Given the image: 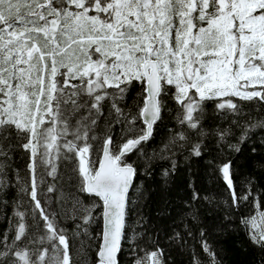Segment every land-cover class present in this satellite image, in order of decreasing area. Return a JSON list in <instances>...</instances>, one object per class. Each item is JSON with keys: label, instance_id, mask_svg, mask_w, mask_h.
<instances>
[{"label": "snow or ice", "instance_id": "snow-or-ice-1", "mask_svg": "<svg viewBox=\"0 0 264 264\" xmlns=\"http://www.w3.org/2000/svg\"><path fill=\"white\" fill-rule=\"evenodd\" d=\"M137 85L133 110L125 101ZM232 97L264 104V0H0V191L9 184L12 150L22 148L29 161L28 178L16 174L21 199L13 234H0V264H88L84 242L74 256L70 241L92 239L89 229L100 219L95 264H120L125 244L135 257L131 264H166L156 240L149 238L153 250L142 248L143 233L128 223L136 203L131 193L139 188L138 168L127 157L144 155L141 145L171 100L187 131L161 150L171 153L159 155L171 160L162 173L168 177L176 150L204 154L206 102H215L222 119L223 110L243 115ZM115 125L122 126L119 141ZM231 125L240 129L238 143L229 142L231 126L213 131L220 151L239 152L250 132L264 128V118ZM214 168L231 200L225 204L238 210L252 197L251 180L240 193L230 160ZM62 183L90 202L66 193ZM252 206L240 223L264 252V204L256 197ZM189 215L192 224L182 226L192 236L200 217L196 209ZM67 220L74 222L71 234ZM199 235L208 264H219L202 228ZM170 239H181L180 232ZM193 264L202 261L194 256Z\"/></svg>", "mask_w": 264, "mask_h": 264}, {"label": "trees", "instance_id": "trees-1", "mask_svg": "<svg viewBox=\"0 0 264 264\" xmlns=\"http://www.w3.org/2000/svg\"><path fill=\"white\" fill-rule=\"evenodd\" d=\"M136 93V90L133 91ZM132 95L130 94L127 99ZM137 98L134 97L132 101ZM251 110L252 119L258 120L264 118V104L258 101L248 105ZM133 110L134 105H133ZM226 118L222 119L221 115L217 114L215 102H206L205 114L201 121L202 126L208 131V137L204 139L206 150L201 157L191 155L190 150H176V155L173 157L176 161L175 171H170L168 177L162 175V169L171 168V160L160 159L159 155H170L171 153H162L164 145L176 132L181 130L187 131L172 120L171 109L166 106L164 123L157 121L154 125L152 138L146 143L143 148L145 155L151 159V172L146 188L144 180L143 189L138 196L143 198L140 207V221L144 223L142 230L146 233L145 247L150 251L156 247V244L149 242V238L155 239L159 247L164 250L166 264H190L191 249L198 246V240L201 239L199 231L202 228L205 232V238L217 255L219 264H262L264 261V252L256 248L248 239L245 228L241 225L240 219L242 216L252 214L253 206L252 199L258 197L264 204V128H256L250 132L248 139L239 144L240 151L236 152L227 147L220 151L216 147L217 138L213 135V131L217 128H227L231 126L235 135L229 138L230 143H238L240 129L235 125H231L233 119L241 121L239 116L233 117L223 110ZM243 124L242 122H240ZM115 126L112 129L114 130ZM170 130V131H167ZM114 133V132H113ZM167 136V134H169ZM166 138V139H165ZM165 142H164V141ZM162 141L164 144H162ZM158 143H161V149ZM259 143V144H258ZM152 146V147H151ZM150 147V148H149ZM147 148L152 150H148ZM157 154L153 156V154ZM180 153L183 154L180 157ZM184 160L187 161V166L183 165ZM209 160L213 164L208 163ZM230 160L234 173V183L236 190L240 193H245L248 190V182L251 180L252 197L248 202L240 205L239 209H231L225 204L231 203L228 196L226 186L219 178L218 171L215 170L216 163H222ZM63 172V168L61 169ZM50 179V178H48ZM75 183V181H73ZM62 186L66 193L72 191L70 185L63 184ZM193 191L199 194L198 200H192ZM75 189V188H74ZM74 193V192H71ZM85 203L90 202V198L86 193H76ZM53 200L57 194H49ZM45 199L47 197H44ZM207 198V199H206ZM70 206V205H69ZM57 204H52V210L57 209ZM151 208V211H150ZM196 209L200 217L198 225H192L193 235L186 234L182 223L186 220L192 224L189 213ZM99 214L100 209L96 210ZM151 212H157L158 216L151 215ZM230 213V215H229ZM162 215V216H160ZM131 218L128 217V222ZM71 234L74 228V222L67 220L64 222ZM98 229L100 231V220H98ZM96 228L90 227L89 232L96 234ZM175 232H180L181 239L168 240ZM95 243L88 245L90 241L87 237H80L70 243L79 244L81 240L84 242V248L87 251V256L91 264L95 263V254L98 248L99 237L92 238ZM97 239V240H96ZM178 242V243H177ZM128 245L125 244L122 253L119 255L120 264H131ZM182 249V250H179Z\"/></svg>", "mask_w": 264, "mask_h": 264}, {"label": "rangeland", "instance_id": "rangeland-1", "mask_svg": "<svg viewBox=\"0 0 264 264\" xmlns=\"http://www.w3.org/2000/svg\"><path fill=\"white\" fill-rule=\"evenodd\" d=\"M135 90H136V93H133V91H135ZM138 91H139L138 85L134 89H131L129 91L128 96L130 94L132 96L129 99L126 98V101H125V103L129 107H133L134 101H132V99L134 97L137 98L136 94ZM230 99H232L233 101L240 104V107H241V110L243 113V115L239 116L241 119L240 122L244 123L245 121L249 120V117L252 118L251 110L248 109V105L251 104L252 101H240L239 98H236V97H232ZM166 106H168L171 109L172 120L176 121V119H175V116H176V105H175V103L173 101L169 100ZM165 115L166 114L164 111L162 113L163 119H164ZM161 122L164 123V120ZM121 128H122L121 125H115V128L113 130L114 134L116 135L117 141H119V137L121 134ZM167 131H170V130L167 129ZM168 135H170V133L167 134V136ZM168 139H170V138H168ZM163 141H162V144H164ZM146 143H142V145H141L142 149L147 146ZM158 144L160 145L158 148L161 149L162 144L161 143H158ZM149 148H147L149 151L152 150V148L151 149H149ZM157 155H158V153H157ZM182 156H183V154L180 153V157H182ZM127 160L129 163H134V165L138 168V175L135 178V185L139 188L138 193L134 192V191L131 193L133 198L135 199L136 203H135V205L132 206V210H131L130 215H129V217L131 218V221H129L128 223L131 227L136 228V232L143 233V235L138 237L137 243H139V245L142 248H146L145 243H144L145 238H146V233L144 230H142L144 223L141 222V224L138 226L136 224V222L138 220L140 221L139 211H140L141 204L143 202V198L140 196V198L138 200V196L140 193H142L141 191L143 189L148 188L147 184L151 180V177L149 178V174L151 172L150 164L152 163V161L150 158H148L145 155V153L143 156H138L136 152H133L132 154H130L127 157ZM28 162H29L28 161V153H26L22 148L17 147V148H14L12 150L11 159L8 160V164L10 165V167H8L6 169L7 174H8L7 179H8L9 184H8V187L3 189V191H0V234H3V233H8L9 235L13 234L12 223H14V220H15V218L13 216V211H14V208H15L17 201L21 199V195L19 192V185L17 184V180H16V174L19 173V176L21 178L27 179L28 178V168H27ZM183 165L187 166L186 160H184ZM146 167H147V171H145ZM162 170L164 171V169H162ZM144 180L146 182V188L143 186V184L145 183ZM190 189L193 193L192 186H190ZM71 192L75 193L74 187L72 188ZM22 199L25 202H27L29 198L27 196H23ZM3 202H6V203H3ZM25 206H27V204H25ZM150 211H151V208H150ZM96 214L98 215L97 211H96ZM151 215L158 216V213L157 212H151ZM160 216H162V215H160ZM98 225H99L98 221L91 225L92 227H94V229L96 228V231H95L96 234L94 232H93V235L91 234V236L93 238L95 235H96V238L100 236V231H99V233L97 232ZM131 234L132 233L129 230V235H131ZM168 240H170V238H168ZM91 241H92V243H95L93 239H90V241H87L86 244L90 245ZM198 246L199 247H196L194 250L191 249L192 254L190 256L191 257L190 264H193L194 256L199 257V259L202 261V264H208L207 257H206V255L203 252L202 247H201V239L198 240ZM78 248H79V244L77 245L76 243H73L72 254L74 256L76 254V249H78ZM179 250H182V249H179ZM128 251H129V247H128ZM138 254L143 255L142 252H138ZM129 255H130V258L132 260L135 258L133 255L130 254V251H129ZM76 259L79 260L80 257L77 256ZM88 264H91V261L89 260V258H88Z\"/></svg>", "mask_w": 264, "mask_h": 264}, {"label": "water", "instance_id": "water-1", "mask_svg": "<svg viewBox=\"0 0 264 264\" xmlns=\"http://www.w3.org/2000/svg\"><path fill=\"white\" fill-rule=\"evenodd\" d=\"M102 230H103V220L100 219V234L102 233ZM99 237H100V236H99ZM100 243H101V240H100V238H99L98 247H99ZM97 249H98V248H97ZM95 256H96V254H95ZM94 264H95V263H94Z\"/></svg>", "mask_w": 264, "mask_h": 264}]
</instances>
